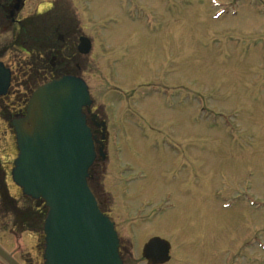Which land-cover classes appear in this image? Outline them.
Segmentation results:
<instances>
[{
    "label": "rangeland",
    "instance_id": "1",
    "mask_svg": "<svg viewBox=\"0 0 264 264\" xmlns=\"http://www.w3.org/2000/svg\"><path fill=\"white\" fill-rule=\"evenodd\" d=\"M82 1L72 13L95 44L69 73L87 82L90 118L107 134L89 186L123 245L129 230L137 234L139 249L124 264H147L141 247L150 237L171 244V264H264V0ZM212 3L227 5L217 19ZM11 32L0 35V61L16 76L0 100V184L13 199L0 192V244L43 264L45 213L23 202L8 174L17 153L9 117L48 74L4 46ZM125 165L132 172L122 174ZM138 170L148 177L132 182ZM168 203L176 208L157 214Z\"/></svg>",
    "mask_w": 264,
    "mask_h": 264
},
{
    "label": "water",
    "instance_id": "2",
    "mask_svg": "<svg viewBox=\"0 0 264 264\" xmlns=\"http://www.w3.org/2000/svg\"><path fill=\"white\" fill-rule=\"evenodd\" d=\"M22 7L19 0L16 9ZM80 49L88 53L89 42ZM6 72L0 68L5 89L10 80ZM91 103L86 84L66 76L39 88L27 117L16 126L19 156L13 180L38 206L43 199L49 209L44 224L46 264H122L113 225L98 210L87 184L95 153L82 108ZM68 105L76 110L69 121ZM169 250L168 243L154 239L145 255L154 253L147 255L149 264H160L169 259ZM0 260L19 264L1 247Z\"/></svg>",
    "mask_w": 264,
    "mask_h": 264
},
{
    "label": "flooded vegetation",
    "instance_id": "3",
    "mask_svg": "<svg viewBox=\"0 0 264 264\" xmlns=\"http://www.w3.org/2000/svg\"><path fill=\"white\" fill-rule=\"evenodd\" d=\"M18 1L19 0H0V35H5L8 31H12L10 40L8 41L7 37L5 39L9 42L7 44L9 47L5 45L7 42H4V46L28 58L30 61L28 66L46 68L48 76L45 78H57L62 74H71L69 73L70 64L76 63L75 65L78 66L77 60H83L79 58H84L86 56L78 51L80 39L87 37L90 39L92 46L95 44L90 35L86 33L90 30L89 27L83 28L84 30L82 27L80 28L77 14L74 15V13H72V10H74L75 13H80L79 4L81 5V3L75 4V0H22L23 7L18 11L16 9ZM82 2V5L88 8L87 1L84 0ZM126 3L127 0L125 1V4ZM130 3L134 6L137 2L135 0H130ZM76 9H78L79 12H77ZM85 17L89 19L88 13L85 14ZM25 58H23L24 62L26 61ZM12 71L13 82L16 77L13 67ZM88 124L90 126V121H88ZM92 126L94 129L90 127L96 137V145L99 146V149L103 148L104 145L102 140H106L102 132L103 129L96 126L93 122ZM109 138L110 145L113 146L111 135ZM118 152L121 160L122 148H119ZM104 158L105 157H99V161L104 160ZM121 163L122 160L117 161L118 166ZM115 229L121 238V230L116 222ZM129 229L130 228H128V230ZM133 231L135 230H129L127 240L132 238L137 252L139 249L138 239L136 236L137 234ZM148 240L142 244L141 249H143L144 244ZM130 244L131 243L128 241V244L125 243L123 245L121 238L120 251L122 255L126 254L128 256L129 253L133 255L136 253L133 250L131 251L132 245ZM170 257V261L166 264H171L174 260L171 252ZM142 260L147 263L144 258ZM22 263L27 264L25 261Z\"/></svg>",
    "mask_w": 264,
    "mask_h": 264
},
{
    "label": "bare ground",
    "instance_id": "4",
    "mask_svg": "<svg viewBox=\"0 0 264 264\" xmlns=\"http://www.w3.org/2000/svg\"><path fill=\"white\" fill-rule=\"evenodd\" d=\"M92 48H93V46H91V49L89 50V52L86 54V55H89L91 52H92ZM82 54V53H81ZM82 55H85V54H82ZM0 68L3 70V71H7L6 73H8L9 74V85H8V87H6L7 89H5V88H3L1 85H0V88H2V89H0V100H4V99H6L7 98V96H8V94H9V91L12 89V79H13V71H12V66H8V65H6L4 62H0ZM66 76H71V77H76V78H80V77H78L76 74H62V75H60L59 77H57V78H45V77H43V79H42V82H43V84H41V85H38L36 88H35V90H34V92H31L30 93V95L29 96H25V101H23V103H22V106H23V109L21 110V112H19L18 114H16V115H10V117H9V127H10V129H11V131H16V126H17V124L21 121V120H23V119H25L26 117H27V114H28V108H29V106H30V102H31V100H32V98H33V96H34V93L39 89V88H41V87H43V86H45V85H47V84H50V83H53V82H57V81H60L63 77H66ZM86 82V81H85ZM87 83V82H86ZM88 86V85H87ZM29 88V87H28ZM87 89H88V87H87ZM29 90V89H28ZM89 90H90V88H89ZM89 97H90V100H91V93L89 92ZM91 102H92V100H91ZM92 104V103H91ZM91 104L90 105H88V106H84L83 108H82V112H83V114L86 116V118L88 119V121H92L96 126H98V127H100V128H102L103 127V134H104V136H106L107 134L106 133H104V130H105V128H104V122H100V119L98 120V122L97 123H95L94 122V119L92 118H90V117H92L91 115H93L92 113L90 114V107H91ZM68 107V109L70 110V116L67 118V121H69V120H71L72 118H73V116H74V114H76V110H75V108H74V105H68L67 106ZM88 114H90V116L88 115ZM15 121H18L17 123L15 122ZM100 123V124H99ZM87 127V126H86ZM88 128V127H87ZM89 129V128H88ZM90 130V129H89ZM113 132V131H112ZM112 132H111V137H112ZM120 138H119V136H118V142H117V147H119L120 146V140H119ZM128 146V145H127ZM127 152V151H126ZM129 155V154H128ZM91 167V166H90ZM15 168V161H14V158L12 159V168H11V170L9 171V177H10V181H11V183L15 186V187H17L18 189H19V191L20 192H23V189L21 188V187H18L16 184H15V181L13 180V169ZM34 200V199H33ZM36 201V206L39 208V207H42V206H45L43 203H41L39 206H38V204H37V200H35ZM176 208V207H175ZM168 212V211H167ZM167 212H165V213H167ZM145 213V212H144ZM45 218H46V215H44V218H43V221H42V225H41V229H43V227H44V224H45ZM1 220V219H0ZM40 234V233H39ZM40 235H42V230H41V234ZM18 240V239H17ZM0 247L5 251V252H7L9 255H11L12 256V258L16 261V262H18L19 264H23L22 262L23 261H25V262H28V260H25V259H20L19 257H17L18 256V254H16V253H18V251H17V249H16V251L14 252V253H9L1 244H0ZM170 247L172 248V246H171V244H170ZM17 257V258H16ZM170 259H171V257L168 259V261L166 262V263H168L169 261H170ZM47 263V261H44L43 262V264H46Z\"/></svg>",
    "mask_w": 264,
    "mask_h": 264
},
{
    "label": "trees",
    "instance_id": "5",
    "mask_svg": "<svg viewBox=\"0 0 264 264\" xmlns=\"http://www.w3.org/2000/svg\"><path fill=\"white\" fill-rule=\"evenodd\" d=\"M0 192H1V196L3 197V201L10 204V202H12L13 199L8 196V193L6 192V189L2 184H0ZM42 210L45 213V209L42 208ZM0 218H1V212H0Z\"/></svg>",
    "mask_w": 264,
    "mask_h": 264
}]
</instances>
